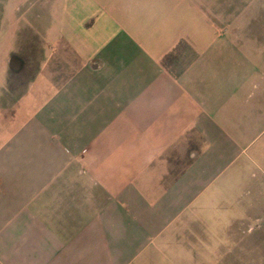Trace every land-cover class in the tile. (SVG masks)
I'll return each mask as SVG.
<instances>
[{
  "label": "crops",
  "instance_id": "obj_1",
  "mask_svg": "<svg viewBox=\"0 0 264 264\" xmlns=\"http://www.w3.org/2000/svg\"><path fill=\"white\" fill-rule=\"evenodd\" d=\"M4 8L39 51L0 90V264H250L235 246L264 225V0Z\"/></svg>",
  "mask_w": 264,
  "mask_h": 264
},
{
  "label": "rangeland",
  "instance_id": "obj_2",
  "mask_svg": "<svg viewBox=\"0 0 264 264\" xmlns=\"http://www.w3.org/2000/svg\"><path fill=\"white\" fill-rule=\"evenodd\" d=\"M3 0H0V90L8 88L15 90L16 88H21L22 84H26V78L28 74H31L35 66L34 59L38 56V37H35L32 32H25L22 34L23 38V48L19 49V23L18 17L12 8H4ZM5 7V6H4ZM256 23V21L254 22ZM259 33L258 37L261 38L260 48L263 52L264 58V13L259 19ZM25 45V47H24ZM13 57V58H12ZM11 59L13 61L11 67ZM17 59H25L27 62L26 70L23 77L17 76L16 72L20 68ZM257 144L254 147H264V133L257 140ZM251 149V151L253 150ZM245 157V156H244ZM241 158L233 163L231 169H236L240 167L241 164H248L247 168L251 172L252 170H258L257 165H254L251 161L244 160ZM259 164L264 167V159L258 161ZM251 174V173H250ZM217 243H224L228 239V233L221 228V225L217 224ZM235 227V226H234ZM232 228L235 229V228ZM238 233H241L239 231ZM246 237V238H245ZM244 240L242 243H237L235 247L239 250L247 251L249 256L250 264H260V261L264 260V225L262 229H257L252 233L244 235ZM228 244L235 245V241ZM264 262V261H263Z\"/></svg>",
  "mask_w": 264,
  "mask_h": 264
}]
</instances>
